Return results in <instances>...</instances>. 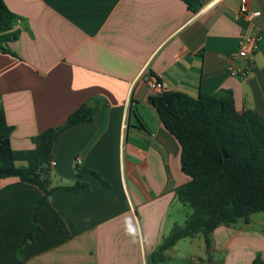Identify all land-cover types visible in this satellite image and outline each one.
Segmentation results:
<instances>
[{
  "label": "crops",
  "instance_id": "crops-1",
  "mask_svg": "<svg viewBox=\"0 0 264 264\" xmlns=\"http://www.w3.org/2000/svg\"><path fill=\"white\" fill-rule=\"evenodd\" d=\"M3 1L20 31L8 53L0 49V107L13 129L12 148L31 150L33 138L83 104L97 108L91 122L53 145L52 187L90 184L89 192L50 197L68 232L42 207L33 241L24 242L43 192L18 178L0 179V264H184L180 241L158 254L182 225L176 189L190 178L180 144L149 103L159 93L148 81L192 98L231 92L239 113L264 117V0L249 2L261 12L249 32L261 41L246 78L227 70L248 30L236 18L240 0H199L196 12L182 0ZM76 166L103 182L78 176ZM237 224L213 232L210 261L202 236L192 238L201 239L196 264L264 260L263 234L248 230L251 220Z\"/></svg>",
  "mask_w": 264,
  "mask_h": 264
},
{
  "label": "trees",
  "instance_id": "trees-1",
  "mask_svg": "<svg viewBox=\"0 0 264 264\" xmlns=\"http://www.w3.org/2000/svg\"><path fill=\"white\" fill-rule=\"evenodd\" d=\"M182 1L192 12L199 9V0ZM17 22L18 17L0 0V49L5 53L9 52V44L20 37ZM149 103L181 146L182 171L190 180L176 189V196L192 210L185 223L175 225L164 238L158 254L181 240L202 236L210 261L212 234L217 228L240 221L248 224L252 215L264 213V117L253 111L239 113L231 92L192 98L165 91L149 97ZM96 108L83 104L63 124L33 138V149L16 151L10 143L13 129L0 107V179L18 178L43 192L24 242L33 241L42 207H48L59 229L68 232L62 218L51 208L50 197L58 190L89 192L90 184L77 181L70 186L52 187L53 145L66 130L91 122ZM75 172L80 177L90 174L102 181L93 170L76 166ZM3 243L0 236V245ZM252 264H264V260L258 258Z\"/></svg>",
  "mask_w": 264,
  "mask_h": 264
},
{
  "label": "built area",
  "instance_id": "built-area-1",
  "mask_svg": "<svg viewBox=\"0 0 264 264\" xmlns=\"http://www.w3.org/2000/svg\"><path fill=\"white\" fill-rule=\"evenodd\" d=\"M250 0H240L239 10L236 15L238 20H244L248 25V30L242 35L239 42V50L236 54L232 55L227 67L231 76L246 78L254 66V54L259 49L261 37L258 35H251L249 29L252 28L253 21L261 16L259 10H252L249 5ZM241 61V64H237ZM149 88L157 93L167 91V87L160 81L150 79L148 81ZM55 162L52 161L50 166L53 167ZM196 264V260H193Z\"/></svg>",
  "mask_w": 264,
  "mask_h": 264
},
{
  "label": "rangeland",
  "instance_id": "rangeland-1",
  "mask_svg": "<svg viewBox=\"0 0 264 264\" xmlns=\"http://www.w3.org/2000/svg\"><path fill=\"white\" fill-rule=\"evenodd\" d=\"M191 211L192 210L190 207L184 206V205L182 206V214H181L182 215V220H181L182 225L186 221V213L187 212L190 213ZM250 220H251V225H250V228H248V230H251V229L256 230L258 232H261L264 236V213L254 214L250 217ZM234 226H236V225H234ZM237 226L247 227L246 223H244L243 221H240L237 224ZM199 240H201V239H199L198 237H197V239H195V241H192V239L188 238V239L181 240L178 243L177 253L180 255V259H181L182 263L193 264V260H196L197 262H200V263L202 262L200 260L202 258V254L200 252L201 249L198 246V242L200 243ZM202 252H203V250H202ZM210 255H211V253H210Z\"/></svg>",
  "mask_w": 264,
  "mask_h": 264
},
{
  "label": "water",
  "instance_id": "water-1",
  "mask_svg": "<svg viewBox=\"0 0 264 264\" xmlns=\"http://www.w3.org/2000/svg\"><path fill=\"white\" fill-rule=\"evenodd\" d=\"M224 157H225V158H227V154H226V152H225V151H224Z\"/></svg>",
  "mask_w": 264,
  "mask_h": 264
}]
</instances>
